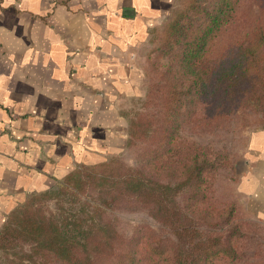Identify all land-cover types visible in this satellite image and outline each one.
Masks as SVG:
<instances>
[{"label": "trees", "instance_id": "1", "mask_svg": "<svg viewBox=\"0 0 264 264\" xmlns=\"http://www.w3.org/2000/svg\"><path fill=\"white\" fill-rule=\"evenodd\" d=\"M240 2L178 0L162 28L154 30L147 57V77L156 57H169L158 70L160 89L151 82L144 100L148 105L161 95L160 123L141 115L129 124L127 147L140 140L154 143L144 154L147 160L138 167L127 166L120 156L85 164L56 187L29 195L0 230V248L10 264L239 262V240L246 232L236 206L214 207L208 191L210 172L227 160L194 144L177 160L165 157L177 150L184 106L192 107L189 115L203 126L218 127L246 114L255 115L264 130V0L251 24L237 26L223 50L212 54L219 36L235 24ZM90 188L96 197L85 195ZM51 197H66L69 208L59 216L48 214L40 204ZM122 202L146 210L160 231L141 223L125 236L115 219L106 217ZM19 246L22 255L10 251ZM254 256L249 264H264V253Z\"/></svg>", "mask_w": 264, "mask_h": 264}, {"label": "crops", "instance_id": "2", "mask_svg": "<svg viewBox=\"0 0 264 264\" xmlns=\"http://www.w3.org/2000/svg\"><path fill=\"white\" fill-rule=\"evenodd\" d=\"M176 0H0V230L29 195L127 150L153 32ZM238 191L264 223V130Z\"/></svg>", "mask_w": 264, "mask_h": 264}, {"label": "rangeland", "instance_id": "3", "mask_svg": "<svg viewBox=\"0 0 264 264\" xmlns=\"http://www.w3.org/2000/svg\"><path fill=\"white\" fill-rule=\"evenodd\" d=\"M178 0L175 2L177 6ZM262 7V0H241L238 6V12L235 18V24L224 31L212 47V54L216 55V52L220 53L226 46L228 40L231 39L232 30H238L237 26L241 29L242 26H249L251 20L258 14L259 9ZM166 23V22H165ZM164 23V24H165ZM163 24V25H164ZM162 25V26H163ZM162 26L160 28H162ZM214 55V56H215ZM169 57L160 58L156 57L154 64H149L148 77H147V89L151 82H154L155 91L159 90L157 86L158 82V70L168 62ZM163 69V68H162ZM147 94V92H146ZM146 94L144 100L146 98ZM161 95L156 94L154 99L149 102L148 105L143 101H139L133 109L131 119L139 116H154L157 124L160 123V101ZM190 106H184L181 110L180 116V128L178 131L177 150L173 153L166 155L165 160L179 158L180 153L186 154L189 152L187 149L190 144L198 145L204 149H208V152H213L218 155H223V161L227 160V165L219 166L216 170L210 172L209 181V197L214 207H224L231 202L236 206L235 214L239 216L241 226L245 228V235L239 240V249L242 254L238 263L235 264H249L255 260V254L264 253V223L254 218L245 208L242 203V196L238 191L240 183V174L246 170V152L249 146L250 136L253 132L261 130L259 124L255 123V115H244L237 119H231L228 122L216 127V126H203L200 125L197 118H192L189 115ZM194 109V108H193ZM203 106L198 105L199 114L203 113ZM184 111V113H183ZM260 127V128H259ZM259 128V129H257ZM150 141H137L136 144L129 145L127 150L118 157L127 166L138 167L141 166L147 158L144 154L147 149L152 147L154 143L150 144ZM176 164V162L174 163ZM173 164V165H174ZM235 167V168H233ZM85 195L97 196L94 194V189H89ZM84 197V196H83ZM64 199H58L56 197L48 198L41 202V207L48 213L53 215H61L66 209L69 208V201ZM131 204V205H129ZM132 203L122 202L119 207L109 210L106 213L107 218L115 219V222L119 230L127 237L133 234L135 227L141 223H148L154 228L159 230V224L154 220L152 216L146 210L133 209ZM238 210V211H237ZM27 246H25L26 251ZM11 252L22 255L21 246L11 248ZM0 264H10L7 253L4 249L0 248ZM53 264H61L55 261ZM218 264H227L226 261L220 260Z\"/></svg>", "mask_w": 264, "mask_h": 264}]
</instances>
